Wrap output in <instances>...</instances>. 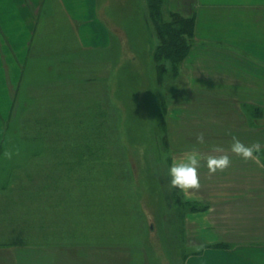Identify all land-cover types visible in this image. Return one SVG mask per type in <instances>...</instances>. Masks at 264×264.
I'll return each mask as SVG.
<instances>
[{
    "label": "rangeland",
    "instance_id": "obj_1",
    "mask_svg": "<svg viewBox=\"0 0 264 264\" xmlns=\"http://www.w3.org/2000/svg\"><path fill=\"white\" fill-rule=\"evenodd\" d=\"M108 1L111 48L83 47L60 12L38 21L21 76L0 75L16 86L0 89V264H183L201 247L185 236L191 204L168 186L187 144L164 125L188 94L183 62L154 60L147 0ZM10 48L0 47L6 68ZM224 120L248 131L249 119ZM255 128L264 133L259 116Z\"/></svg>",
    "mask_w": 264,
    "mask_h": 264
},
{
    "label": "crops",
    "instance_id": "obj_2",
    "mask_svg": "<svg viewBox=\"0 0 264 264\" xmlns=\"http://www.w3.org/2000/svg\"><path fill=\"white\" fill-rule=\"evenodd\" d=\"M128 1L122 4L128 6ZM165 1L169 12L196 18L193 46L183 61L188 94L184 101L169 104L164 114L170 140L172 133H180V139L187 143L175 153L174 162L184 158L201 132L206 140L197 145L202 157L220 154L211 152L210 146L217 144L213 139L236 136L244 144L249 142L246 145L256 141L264 144V133L255 128L258 116L264 120V0ZM109 3L105 1L102 7L101 0H0V47L9 45L14 51L5 54L14 60L7 62V68L0 53V75L15 81L21 76L38 21L58 18L60 12L83 47L111 48L112 31L100 14L111 11ZM121 36H126L124 29ZM8 80L9 88L4 83L0 89L9 91L10 96L11 91L16 93V86L12 89ZM245 105L254 109V116L242 114ZM232 111L237 115H230ZM224 119H249L248 131L236 125V130L229 132ZM250 119L256 120L255 126L251 127ZM222 146L231 158L230 167L209 178L202 159L200 190L182 193L184 200L199 206L185 213V236L191 245L201 246L183 264H264V162L245 163L228 152L227 145Z\"/></svg>",
    "mask_w": 264,
    "mask_h": 264
},
{
    "label": "clouds",
    "instance_id": "obj_3",
    "mask_svg": "<svg viewBox=\"0 0 264 264\" xmlns=\"http://www.w3.org/2000/svg\"><path fill=\"white\" fill-rule=\"evenodd\" d=\"M195 140L196 144L192 146L184 158L179 162H174L168 169V186L170 190L178 189L180 192L186 194L191 191H199L201 183L198 170L202 159L206 161L205 166L207 167L209 178L217 173L226 171L230 167L231 158L228 154H224L225 148L222 145L213 144L210 146L211 152L220 153L219 155L202 157L199 155L197 145H204L206 143L205 134L203 132L199 133L195 137ZM227 151L247 163L250 160H258L256 154L264 152V144L256 141L250 145H246L236 136H232ZM12 155V152L9 151L4 153L7 159H11Z\"/></svg>",
    "mask_w": 264,
    "mask_h": 264
},
{
    "label": "trees",
    "instance_id": "obj_4",
    "mask_svg": "<svg viewBox=\"0 0 264 264\" xmlns=\"http://www.w3.org/2000/svg\"><path fill=\"white\" fill-rule=\"evenodd\" d=\"M149 18L154 24L159 42L153 53L157 63L162 60H169L173 63L174 69L181 64L189 54L195 36L196 18L194 15H184L179 12H169L166 18L163 12L165 0H147ZM160 73L164 67H159ZM162 76V75H160ZM191 204V210L199 209L196 203Z\"/></svg>",
    "mask_w": 264,
    "mask_h": 264
}]
</instances>
